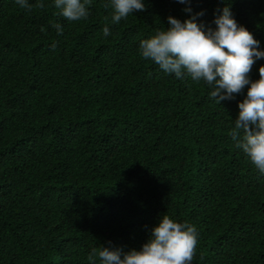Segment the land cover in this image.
<instances>
[{"label":"trees","instance_id":"1","mask_svg":"<svg viewBox=\"0 0 264 264\" xmlns=\"http://www.w3.org/2000/svg\"><path fill=\"white\" fill-rule=\"evenodd\" d=\"M43 2L0 0V264H90L109 242L140 250L165 214L196 226L192 264H264V175L228 134L247 88L217 104L139 48L170 16L203 12L197 23L215 29L230 7L264 51V0H143L109 18L108 36L106 0L76 22Z\"/></svg>","mask_w":264,"mask_h":264},{"label":"clouds","instance_id":"2","mask_svg":"<svg viewBox=\"0 0 264 264\" xmlns=\"http://www.w3.org/2000/svg\"><path fill=\"white\" fill-rule=\"evenodd\" d=\"M19 8L28 12L44 9L43 0L31 4L29 0H14ZM190 4L192 0H176ZM92 0H52L57 15L70 22L87 20ZM102 7L109 12L105 16L103 35H110L108 22L113 25L126 20L135 12L145 11L143 0H106ZM191 12V8H186ZM204 13H196L181 22L168 17L170 27L157 31L140 42V55L153 62L166 75L177 79L189 77L194 83L203 82L211 90L209 98L217 104L231 100L244 92L245 98L238 104L239 114L229 136L242 150L246 162L264 175V66L259 68V79L249 76L257 60L264 59L259 41L235 20L230 7H224L213 23L215 29L197 23ZM52 27L60 35L61 25ZM45 31V29H41ZM56 44H52V49ZM199 243V233L189 222H177L165 214L158 226L151 230L150 239L140 250L123 252L109 247L93 248L87 259L90 264H192Z\"/></svg>","mask_w":264,"mask_h":264}]
</instances>
